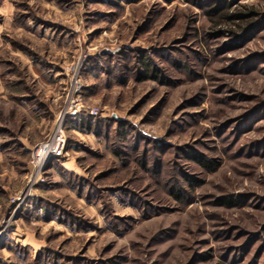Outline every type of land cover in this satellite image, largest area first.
I'll use <instances>...</instances> for the list:
<instances>
[{
  "label": "rangeland",
  "instance_id": "obj_1",
  "mask_svg": "<svg viewBox=\"0 0 264 264\" xmlns=\"http://www.w3.org/2000/svg\"><path fill=\"white\" fill-rule=\"evenodd\" d=\"M0 264H264V0H0Z\"/></svg>",
  "mask_w": 264,
  "mask_h": 264
},
{
  "label": "built area",
  "instance_id": "obj_2",
  "mask_svg": "<svg viewBox=\"0 0 264 264\" xmlns=\"http://www.w3.org/2000/svg\"><path fill=\"white\" fill-rule=\"evenodd\" d=\"M77 91L78 90H76V92ZM84 110H87V108L82 102L77 100L72 102L69 111H67V115L77 118ZM89 113L92 115H97L98 110H91ZM62 124L59 126L58 130L49 142L42 143L35 147L31 157V165L33 168H40L47 159H52V157H58L62 155L67 142Z\"/></svg>",
  "mask_w": 264,
  "mask_h": 264
},
{
  "label": "trees",
  "instance_id": "obj_3",
  "mask_svg": "<svg viewBox=\"0 0 264 264\" xmlns=\"http://www.w3.org/2000/svg\"><path fill=\"white\" fill-rule=\"evenodd\" d=\"M251 14L254 13L252 12ZM231 17L234 19H244L245 17H247V15L245 16L243 14H238V15L230 16V18ZM196 161L201 167L205 168L207 171H213L217 167V165L213 161H205L204 159H200V158H196Z\"/></svg>",
  "mask_w": 264,
  "mask_h": 264
},
{
  "label": "water",
  "instance_id": "obj_4",
  "mask_svg": "<svg viewBox=\"0 0 264 264\" xmlns=\"http://www.w3.org/2000/svg\"><path fill=\"white\" fill-rule=\"evenodd\" d=\"M114 117H115V118H117V116H116V115H114Z\"/></svg>",
  "mask_w": 264,
  "mask_h": 264
}]
</instances>
